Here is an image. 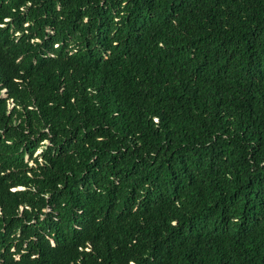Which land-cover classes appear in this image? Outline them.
I'll list each match as a JSON object with an SVG mask.
<instances>
[{"label": "trees", "instance_id": "16d2710c", "mask_svg": "<svg viewBox=\"0 0 264 264\" xmlns=\"http://www.w3.org/2000/svg\"><path fill=\"white\" fill-rule=\"evenodd\" d=\"M0 264H264V0H0Z\"/></svg>", "mask_w": 264, "mask_h": 264}]
</instances>
